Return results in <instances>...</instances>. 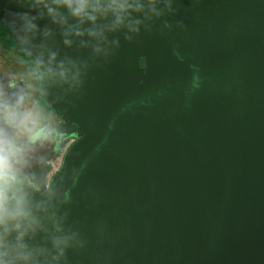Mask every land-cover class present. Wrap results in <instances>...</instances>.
I'll return each mask as SVG.
<instances>
[{
    "label": "water",
    "instance_id": "water-1",
    "mask_svg": "<svg viewBox=\"0 0 264 264\" xmlns=\"http://www.w3.org/2000/svg\"><path fill=\"white\" fill-rule=\"evenodd\" d=\"M0 20L77 128L53 156L51 125L17 140L14 191L47 209L30 243L76 234L40 264H264V0H0Z\"/></svg>",
    "mask_w": 264,
    "mask_h": 264
},
{
    "label": "clouds",
    "instance_id": "clouds-1",
    "mask_svg": "<svg viewBox=\"0 0 264 264\" xmlns=\"http://www.w3.org/2000/svg\"><path fill=\"white\" fill-rule=\"evenodd\" d=\"M74 16L85 13L87 0H65ZM92 19V17H89ZM63 75V73H61ZM23 96H18L15 105L0 102V264H40L41 258L59 260L75 239V233L52 235L51 248L40 247L30 241L42 230L41 219L37 212L47 211L41 204L33 206L27 193L13 190L15 182L14 161L19 146L17 136L30 134L36 117L30 110L22 108ZM56 232H62L58 224Z\"/></svg>",
    "mask_w": 264,
    "mask_h": 264
},
{
    "label": "flooded vegetation",
    "instance_id": "flooded-vegetation-1",
    "mask_svg": "<svg viewBox=\"0 0 264 264\" xmlns=\"http://www.w3.org/2000/svg\"><path fill=\"white\" fill-rule=\"evenodd\" d=\"M3 26H0V30ZM4 31L6 33V29ZM5 41L8 42L7 45L4 41H0V91L6 97L4 103L14 106L18 96L22 95L20 87L13 90L7 86L9 79L17 83L23 81L26 86V96L22 108L29 110L32 107L31 112L36 117L31 133L46 125L52 126V130L46 132L45 140H41V143L48 147L50 155L53 156L61 150L60 147L65 141L72 142L76 139L75 132H77V128L74 125L65 124L59 115L46 106L43 97L38 93L39 65L16 46L14 38L7 35ZM140 62L142 63V61ZM27 135L29 134H20L17 136V140ZM52 156L48 158L46 164L42 167L47 173L52 171L49 173L48 179L60 168L62 163L63 156L57 158H52ZM14 173L13 190H17L20 187L19 179L24 176L19 174L15 168Z\"/></svg>",
    "mask_w": 264,
    "mask_h": 264
},
{
    "label": "trees",
    "instance_id": "trees-1",
    "mask_svg": "<svg viewBox=\"0 0 264 264\" xmlns=\"http://www.w3.org/2000/svg\"><path fill=\"white\" fill-rule=\"evenodd\" d=\"M0 26H3L2 23H1V20H0ZM4 29H6L5 26H3L2 30H0V41H4L5 44L7 45L8 42L5 41L7 35H6L5 31H4ZM15 44H16V43H15ZM16 46H17V45H16ZM140 63H141V62H140ZM44 101H45V100H44ZM45 104H46V106H48V104L46 103V101H45ZM48 107H49V106H48Z\"/></svg>",
    "mask_w": 264,
    "mask_h": 264
},
{
    "label": "crops",
    "instance_id": "crops-1",
    "mask_svg": "<svg viewBox=\"0 0 264 264\" xmlns=\"http://www.w3.org/2000/svg\"><path fill=\"white\" fill-rule=\"evenodd\" d=\"M29 110L32 111V107Z\"/></svg>",
    "mask_w": 264,
    "mask_h": 264
}]
</instances>
